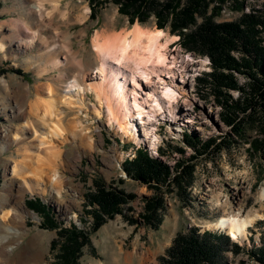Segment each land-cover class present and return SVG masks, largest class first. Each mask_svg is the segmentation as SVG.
Listing matches in <instances>:
<instances>
[{
	"label": "rangeland",
	"instance_id": "obj_1",
	"mask_svg": "<svg viewBox=\"0 0 264 264\" xmlns=\"http://www.w3.org/2000/svg\"><path fill=\"white\" fill-rule=\"evenodd\" d=\"M40 1L0 0V41L5 46L0 50V147H7L0 151V216L7 208L13 210L9 220L0 223V232L7 234L8 226L21 231L20 234L12 235L5 246H0V264L58 263L64 238L57 229L44 226V213L27 206L29 199L37 198L48 206L61 227L75 224L88 232L89 242L82 247L78 264H161L159 257L165 254L179 232L197 226L202 230L227 233L226 229L215 228L212 224L221 216L229 215L244 217L247 214H259L248 227L247 236L232 239L248 249L260 245L264 234V198L261 196L264 186V153L251 152L252 145L249 142L250 138L257 135L256 127L249 123L247 137L250 138L244 139L237 136L223 121V109L215 92L211 86L197 79L212 70L210 58L185 48L178 33H171L169 24L161 28L171 38L175 36V40L168 45V52L175 49L180 64L184 60L187 66V73H184L187 82L184 87L188 94L182 96L179 102L192 110L191 116L196 118L194 121L185 118L182 122L166 120L160 124L155 123L159 130H154L159 139L154 147L152 141L155 138L151 141L148 137L138 136L135 140L121 132L116 122L111 125L106 107L102 109L101 118L95 116L91 104L99 106V103L94 92H88L86 102L89 109L73 111L65 107L62 120L65 133L55 140L60 151L56 164L58 179H53L55 171L48 164L46 151L38 149L36 145H32V160L28 168L24 167L20 176L13 175L15 164L24 157L20 147L34 137L23 126L30 121L38 122L35 123L38 126L42 123L37 115L31 113V107L35 105L38 114L43 112L42 98L46 100L50 97L46 91L50 83L56 87L60 107L65 85L75 77L78 78L79 73L78 65L69 59L64 66L51 68V60L55 55L49 54L39 41H35L33 47L17 50L13 31L15 22L25 21L34 28H40L50 43L62 46L67 37L72 38L74 56L83 61L90 72L95 71L94 67L100 64L93 45L97 32H126L137 22L145 28H159L153 13L144 22L136 19L132 24L130 16L120 12V4L116 0H96L94 3L90 0H43L50 11L48 16L30 11L31 5ZM186 1L182 0L181 3ZM55 2L60 6L58 11L53 8ZM216 4H212L207 14L196 13L197 22H203L204 15H210L218 22L237 21L243 11L264 8V0H245L243 9H238L233 0H227L220 9L215 10ZM86 6L90 8L89 13L85 12ZM93 9L95 17L91 15ZM195 26L192 25L190 30ZM56 55L63 60L66 54L60 48ZM235 55L240 57L242 54L235 51ZM14 69H22L25 74H19ZM235 75L241 85L248 81L244 73L236 72ZM177 78L181 80L180 75ZM232 94L234 98H239L241 91L232 90ZM240 117H243V113H240ZM152 123L153 120L149 124ZM138 128L142 133L140 125L135 131L137 129L138 132ZM46 130L47 126L40 131ZM16 135L21 139L16 140ZM185 135H191L202 142L209 138L216 141L200 153L191 146L184 147ZM229 135L232 137L229 138ZM228 139L231 144H228ZM142 146L147 147L154 156H159V148L164 147L166 154L161 157L170 165H174L179 158L197 155L193 160L196 166L194 182L184 198L179 197L174 188L168 190L164 187L166 209L158 228L146 224L141 216L145 211L146 198L151 197L154 191L128 176L123 168L125 160L133 157ZM175 146H183L184 155L174 150ZM28 172L37 173L45 181L38 186L35 177H30L34 179L35 190L23 195L21 189ZM95 181L106 187H118L126 193L135 194L133 200L123 205L125 216L116 214L114 218L107 219L97 231L92 229L94 218L88 212L93 207L89 204L88 196L97 191ZM40 187L44 188V195ZM54 242H57L56 247L52 246ZM229 259L230 264H257L244 249L239 254L229 252Z\"/></svg>",
	"mask_w": 264,
	"mask_h": 264
},
{
	"label": "trees",
	"instance_id": "obj_2",
	"mask_svg": "<svg viewBox=\"0 0 264 264\" xmlns=\"http://www.w3.org/2000/svg\"><path fill=\"white\" fill-rule=\"evenodd\" d=\"M94 1L90 0L91 3ZM226 1L187 0L182 4V0H168L166 3L158 0H116L120 4V12L129 15L132 24L136 19L144 22L153 13L159 28H166L169 24L171 33H178L185 48L210 58L212 70L198 77V81L211 86L223 109V121L237 136L249 139L248 124L252 123L256 127L257 135L249 139L252 145L250 151L264 153V8L243 11L237 21L218 22L214 17L204 15L203 22H197L196 13L207 14L214 2L217 3L215 10L220 9ZM233 1L238 9H243L245 0ZM91 13L92 17L96 16L95 9ZM195 24V28L190 30ZM235 51L242 55L236 56ZM14 70L25 74L22 69ZM236 72L248 76L244 85L239 83ZM232 90L241 91L240 97L234 98ZM240 113H243V117H240ZM215 141L209 138L202 142L191 135H185L183 140L184 147L191 146L200 153ZM228 144H231L230 139ZM174 150L183 155L185 153L183 146H175ZM165 154L164 147L159 148V156H154L147 147L142 146L123 164L128 176L154 191L151 197L146 198L145 211L141 216L146 224L155 228L162 223L166 209L164 187L168 190L174 188L177 195L184 198L195 178L196 166L193 160L197 155L179 158L174 165H170L161 157ZM95 183L97 191L88 196L89 204L93 206L88 211L94 218L93 231H97L107 219L114 218L116 214L125 216L123 205L135 198V194L126 193L121 188L106 187L98 181ZM27 206L44 213V226L57 229L63 235L57 264H78L81 249L89 242L88 232L75 224L61 227L48 206L38 198L29 199ZM128 219L134 222L132 218ZM56 245L57 242H54L52 246ZM243 249L257 264H264V234L260 245L248 249L234 241L228 233L192 226L174 237L159 260L161 264H230L229 252L239 254Z\"/></svg>",
	"mask_w": 264,
	"mask_h": 264
},
{
	"label": "bare ground",
	"instance_id": "obj_3",
	"mask_svg": "<svg viewBox=\"0 0 264 264\" xmlns=\"http://www.w3.org/2000/svg\"><path fill=\"white\" fill-rule=\"evenodd\" d=\"M53 8L56 11L60 10L57 2L53 4ZM32 10L44 16L45 14L48 16L50 13L43 0L36 4L34 3L33 6L31 5L30 11ZM85 12H90L88 6L85 7ZM24 22L16 21L14 24L15 28L13 31L16 36L14 44L17 50H22L24 47H33L34 42L39 41L41 45H44V49L49 54L55 55L51 60V68H60L69 61H72V63L75 62L78 65L79 73L78 78L75 77L73 81H69L65 85L62 95V105L60 107L57 100L58 92L53 83L46 86V91L50 97L46 100L42 98L44 105L43 112L38 114L37 107L35 105L31 107V113L35 116L37 115L38 117H36L42 123L38 126V122H35L37 123L35 124L30 121L26 126H23V129H27L34 137L29 142L27 141L26 143L25 140V143L21 144L20 150L23 151L24 157H22L23 160L19 159L17 161L19 165L15 164V167L12 169L13 175L20 176L23 174V168L27 167L31 159L32 154L30 153L33 152L32 145H36L38 149L46 151L48 164L55 171L53 179H58L56 169L58 165L56 164L60 151L58 149L59 144L55 140L58 137H62L65 133L62 127L65 107L73 111L84 108L89 109L88 102H86L88 92H94L99 103V106L94 103L93 105L91 104V109L95 116L101 118L102 109L106 107L111 125H114L116 122L121 132L129 134L135 140L138 136L140 138L148 137L151 141L155 138L154 142L152 141L155 145L154 147L157 146L156 143H158L157 140L159 139L154 130L157 129L155 123L160 124L161 121L166 120L174 123L178 121L182 122L185 118H190L187 121H194L196 119L191 116L192 110L184 107V103L182 105L179 102L182 96L188 94L186 86L184 87V83L187 82V78L184 75V73H187V66L184 60L180 64L178 53L174 52L175 49L168 52V45L175 40V36L171 38L166 34L164 29L145 28L137 22L126 32H112L108 34L97 32L93 45L100 64L94 67L95 71L90 72L83 65V61L74 56L72 38L67 37L62 46L57 43H50L42 35L40 28H34ZM163 38H165L164 42L162 41ZM4 47V43L0 41V50L4 49ZM60 48L66 54L64 56L65 61L56 55ZM190 60H194V58H190ZM179 73L182 74L180 81L177 78ZM160 83L163 85H160ZM158 107L160 109L163 108V110L156 112ZM86 111L88 114V110ZM156 114H158L159 119H155V121L153 120L154 123L149 124L148 120H151ZM140 117L142 119H139ZM139 125L143 126L142 133L140 129L138 132L134 129ZM46 126L48 130L40 131ZM97 128L99 129L100 126ZM15 139L20 140L21 138L16 135ZM5 149L7 147H0V151H4ZM30 173L28 172L27 178L25 177L23 180V189H21L23 195L35 190V182H37L36 185L40 186L45 181L37 173ZM30 177H35L37 181L34 182V179ZM38 186L37 188H39ZM40 191H42L43 195L45 194L43 187H40ZM261 196L264 198V186L262 187ZM12 214L13 210L7 208L0 216V223L9 220ZM258 216L260 215L247 214L244 217L239 215L221 216L217 221L213 222L212 226L226 229L227 233L233 239H236L247 236L248 227L256 221ZM35 217L37 218V215ZM1 227L2 225L0 224V229ZM6 231L7 234L4 235L0 232V246H5L12 235H17L21 232L12 226L6 227ZM10 249L11 247L8 248V250Z\"/></svg>",
	"mask_w": 264,
	"mask_h": 264
}]
</instances>
